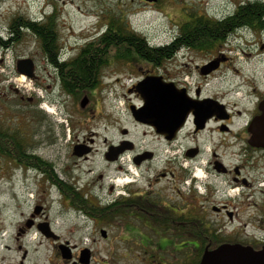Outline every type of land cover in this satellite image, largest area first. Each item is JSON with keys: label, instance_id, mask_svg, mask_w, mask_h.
<instances>
[{"label": "flooded vegetation", "instance_id": "flooded-vegetation-1", "mask_svg": "<svg viewBox=\"0 0 264 264\" xmlns=\"http://www.w3.org/2000/svg\"><path fill=\"white\" fill-rule=\"evenodd\" d=\"M142 1L168 9L164 0ZM211 1H182L185 16L175 14L169 43L153 45L143 36L148 46L165 51L155 65L140 57L119 62L108 49L109 66L135 71L129 83L101 80L107 65H99L97 33L74 43L56 31L34 34V52L24 56L32 60L28 78L34 94L27 97L12 85L14 99L6 96L1 103L10 123L0 116V163L22 169L25 180L36 184V206L18 236L35 230L40 240L14 264H201L207 250L222 245L264 248V146L251 141L263 115L264 70L259 76L238 65L240 55L264 54V0ZM251 8L260 12L246 18ZM21 20L8 22L11 46L24 26L37 23ZM192 57L200 62L190 64ZM84 61L91 80H69L67 71ZM37 89L45 91L44 98L36 96ZM146 93L155 106L148 105ZM121 98L127 125L120 138L104 139V158L117 163L114 175L126 176L109 182L103 174L75 176L67 156L53 152L70 147L72 158L89 159L100 136L84 128L107 111L114 115ZM26 103L34 109L32 123L16 112ZM47 104L59 111L58 125L39 109ZM44 124L46 134L39 128ZM110 151L118 160L129 153L128 162L109 160ZM55 200L62 223L50 216Z\"/></svg>", "mask_w": 264, "mask_h": 264}, {"label": "rangeland", "instance_id": "rangeland-1", "mask_svg": "<svg viewBox=\"0 0 264 264\" xmlns=\"http://www.w3.org/2000/svg\"><path fill=\"white\" fill-rule=\"evenodd\" d=\"M182 1L184 0H164L163 4L168 6L166 11L162 5L146 4L142 0H0V35L6 38L8 44V47L0 49V116H5V112L9 114L1 103L6 102L4 100L6 96H10V100L14 99V92L9 88L12 85L14 88L18 87L21 91L24 90V94L27 97L34 94L32 93L34 90L32 81L26 75L25 79L21 75H18L16 62L19 58L31 55L34 52L35 35L31 30L22 28L17 33L18 36L11 46L6 29L10 18L12 20H20V22L22 21L21 19H24L39 23V20L44 17H49L51 14L56 13V32L60 33L62 38L67 37L68 42L74 43L86 34H96L103 31L109 21L110 14L112 13L113 15L115 12H118L119 15L126 16V20L135 28V31L146 36L150 39L151 43L164 44L169 43L173 37V24L178 18L176 16H185L183 10H180V7L184 8V6H181ZM204 1L190 0L192 5L202 4ZM217 1L220 0H212L211 4ZM184 10L186 9L184 8ZM187 11L189 12V8ZM193 62L196 64L195 62L200 61L198 59L195 61L192 57L190 64H193ZM106 65L99 74L101 80L104 82L122 80L124 83H129L135 77V71L127 68L126 65L122 66V69L109 66V62ZM238 65L243 71L255 72L257 75L262 76L264 54L260 56L240 55ZM5 93L7 95H4ZM45 95L44 90H36L37 97L44 98ZM112 95L109 93L110 97L107 99L112 100ZM124 103V99L121 98V101H117L116 103L114 115H111V112L107 111L106 116L100 117L93 125H85V130L90 129L87 127H91V130L93 132L97 131L100 136L97 138V151L89 159L77 161L72 158L70 147L63 146L59 151L53 152L60 153V155L65 157L67 156L69 171L75 176H89L91 178L103 174L107 177V182L111 178H115L116 175L117 177L126 176L123 174L114 175V173L118 172L117 163L109 165L104 158L106 148L104 139L107 137L110 142L112 139L120 138L121 128L127 125L129 115ZM26 104L18 105L17 108L19 110L16 112L17 115L20 112L21 116L27 118L28 123H32L34 121L33 115L35 116L32 112L34 109L29 103ZM44 106L39 107V109H42L43 114L50 116L52 122L58 125L57 122L59 121L55 117L59 116V111H55V109L49 111L47 108L49 106L52 108L51 104H47L46 107ZM111 109L113 110L112 104ZM111 116H114L115 120H106L107 117ZM3 119H5L4 124L10 123V117L5 116ZM107 122H114V126L107 125ZM47 126V124H44L43 127H39L42 134H46ZM76 126L78 125L76 124ZM71 127L69 125L67 128L70 129ZM79 127L81 130L83 129L82 126ZM39 137L44 136H36V138ZM45 154V157L48 158L49 152L45 151ZM75 161L77 162L76 164ZM182 161L188 163L185 159ZM121 162L123 164L128 162V158H122ZM12 166L13 164H9L8 162L4 164L0 163V264L16 263L22 257L24 249H27L29 254L30 250L36 249L40 240L35 230L29 232L25 238L18 236L19 228L25 226V222L36 206V184L31 178L26 181L22 169L18 170L15 167L12 168ZM133 170H135L134 167ZM158 170L161 169L159 168ZM51 192L54 198L58 197L54 187ZM50 201L47 203L49 204ZM60 206L61 203L55 200L50 211L51 217L55 218L56 215L59 216L56 219L58 220L56 223H62L64 219L63 214L57 210ZM20 244L23 245L21 250L19 249ZM31 256H34V254H31Z\"/></svg>", "mask_w": 264, "mask_h": 264}, {"label": "trees", "instance_id": "trees-1", "mask_svg": "<svg viewBox=\"0 0 264 264\" xmlns=\"http://www.w3.org/2000/svg\"><path fill=\"white\" fill-rule=\"evenodd\" d=\"M257 13L260 11L255 10ZM253 8L244 11V16L255 17L256 12ZM121 14V13H120ZM263 15V13H262ZM56 13L49 16V20L43 23H32L30 26H24L23 28L31 30L33 34H43L47 32L56 31ZM126 16L119 15L115 12L113 15L110 14L109 21L105 25L104 31L98 35L97 43L100 50L99 54V65L102 67L109 61L108 53H105L108 49L112 48L114 56L119 62L135 60L140 57L143 60H149L154 62V65L166 56L164 52H160L159 49L151 48L145 43L143 35L135 32L132 25L126 20ZM198 31V30H197ZM196 31V32H197ZM8 47L7 40L0 37V48L4 49ZM104 51V53H103ZM168 52V51H166ZM136 54L138 56H136ZM68 72V79L74 83H85L87 80H91L92 69L86 62L77 63L74 71Z\"/></svg>", "mask_w": 264, "mask_h": 264}, {"label": "water", "instance_id": "water-1", "mask_svg": "<svg viewBox=\"0 0 264 264\" xmlns=\"http://www.w3.org/2000/svg\"><path fill=\"white\" fill-rule=\"evenodd\" d=\"M152 1V0H150ZM32 60L29 58H21L17 61V70L20 73H24L27 76L32 75ZM149 78L145 79L143 83L148 84ZM154 90V87H148L149 90ZM148 105L155 106L154 99H148L152 97L151 95L144 94ZM156 112V111H155ZM148 111V115H149ZM136 116L140 119V111L135 112ZM256 133L254 132L251 141L254 144L264 146V106H263V115L257 120ZM75 153L81 155L82 152H79L75 149ZM112 151L107 153V158L109 160H117V154H111ZM201 264H264V248L258 251L253 250L249 247L244 246H231V245H222L218 249L212 251H206Z\"/></svg>", "mask_w": 264, "mask_h": 264}, {"label": "bare ground", "instance_id": "bare-ground-1", "mask_svg": "<svg viewBox=\"0 0 264 264\" xmlns=\"http://www.w3.org/2000/svg\"><path fill=\"white\" fill-rule=\"evenodd\" d=\"M22 78L25 79L26 78L25 75H22ZM48 110L53 111V109H51V108H48ZM197 176H202L201 170L198 172Z\"/></svg>", "mask_w": 264, "mask_h": 264}]
</instances>
